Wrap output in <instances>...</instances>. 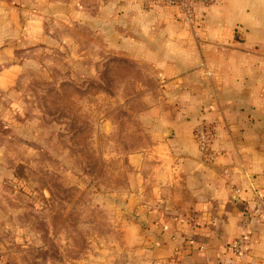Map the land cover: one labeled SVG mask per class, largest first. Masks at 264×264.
<instances>
[{
  "label": "rangeland",
  "instance_id": "obj_1",
  "mask_svg": "<svg viewBox=\"0 0 264 264\" xmlns=\"http://www.w3.org/2000/svg\"><path fill=\"white\" fill-rule=\"evenodd\" d=\"M227 2L229 36L216 11L211 37L176 24L157 65L73 24V6L62 17L18 2L20 33L0 27V52L27 46L0 61V264H151L133 206L152 201L167 129L212 105L264 120V0Z\"/></svg>",
  "mask_w": 264,
  "mask_h": 264
},
{
  "label": "crops",
  "instance_id": "obj_2",
  "mask_svg": "<svg viewBox=\"0 0 264 264\" xmlns=\"http://www.w3.org/2000/svg\"><path fill=\"white\" fill-rule=\"evenodd\" d=\"M19 1H23L24 8L51 10L47 14L62 17L68 16V5L73 6V24L87 19L105 39L119 34L118 49L124 50L125 56L151 58L150 63L156 65L173 58L169 51L176 24L185 31H202L211 37L210 28L203 31L202 22L208 13L216 11L226 21L217 33L227 37L226 31L233 25L226 17L227 0L199 7L192 28L183 23L176 9L154 6L148 0H91L92 9L87 0L86 12L77 8V0H53L46 5L44 0H0V27L11 25L18 34L19 10L24 9L15 7ZM14 39L0 52V61H10L14 49L27 47L24 39ZM160 48L166 50V55L159 53ZM160 55L166 62L160 61ZM17 69L10 66L5 74ZM202 123L213 126L216 134L211 146L216 154L213 161L204 159L195 139ZM169 129L168 162L153 186L152 201L147 203L137 194L133 206L148 228L150 263L264 264V225L246 220L242 205L258 194L264 196V120L249 118L237 107L212 105L200 117L177 120ZM236 198L242 204H237ZM242 236L247 239V249L237 254L232 246Z\"/></svg>",
  "mask_w": 264,
  "mask_h": 264
},
{
  "label": "built area",
  "instance_id": "obj_3",
  "mask_svg": "<svg viewBox=\"0 0 264 264\" xmlns=\"http://www.w3.org/2000/svg\"><path fill=\"white\" fill-rule=\"evenodd\" d=\"M151 5L174 8L183 19V22L189 28H192L196 22L197 9L199 7H212L220 0H148ZM198 32H195L197 35ZM213 126L202 123L195 131V139L198 143L200 152L206 161H213L216 157L215 151L212 149V141L215 137ZM245 219L259 221L264 225V196L256 195L251 202L246 205ZM247 249V239L242 236L236 240L232 246V250L237 254H242Z\"/></svg>",
  "mask_w": 264,
  "mask_h": 264
},
{
  "label": "water",
  "instance_id": "obj_4",
  "mask_svg": "<svg viewBox=\"0 0 264 264\" xmlns=\"http://www.w3.org/2000/svg\"><path fill=\"white\" fill-rule=\"evenodd\" d=\"M238 37H239V34H237V38H238ZM171 133H172V131L169 129V130L167 131V135H168V134L171 135ZM235 202H236L237 204H242L238 198L235 199ZM242 205H243V210H246V206H245L244 204H242Z\"/></svg>",
  "mask_w": 264,
  "mask_h": 264
}]
</instances>
